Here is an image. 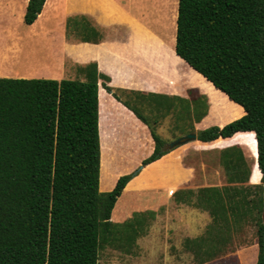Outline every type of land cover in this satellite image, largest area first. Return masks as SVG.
I'll use <instances>...</instances> for the list:
<instances>
[{
  "label": "trees",
  "instance_id": "1",
  "mask_svg": "<svg viewBox=\"0 0 264 264\" xmlns=\"http://www.w3.org/2000/svg\"><path fill=\"white\" fill-rule=\"evenodd\" d=\"M44 3L28 0L25 25L35 22ZM64 30L65 37L83 43L102 39L84 16L67 17ZM174 52L243 113L225 126L196 132V140L253 134L261 181L256 187L214 190L205 236L186 239L185 248L198 264L217 260L249 220L256 226L254 264H264V0H178ZM79 70L83 80L0 78V264H98L104 245L121 238L131 245L143 223L111 220L117 199L136 173L120 176L108 192L99 191L98 82L148 126L154 150L142 167L167 153L161 151L164 142L136 105L113 91L94 62ZM126 94L138 104L154 99V108L181 101L140 91ZM191 104L199 122L207 114L205 96L192 98ZM226 151L227 182L245 184L250 171L241 150Z\"/></svg>",
  "mask_w": 264,
  "mask_h": 264
},
{
  "label": "rangeland",
  "instance_id": "2",
  "mask_svg": "<svg viewBox=\"0 0 264 264\" xmlns=\"http://www.w3.org/2000/svg\"><path fill=\"white\" fill-rule=\"evenodd\" d=\"M115 1H118L123 8L132 10L134 15L125 13L128 18H122L113 24V29L105 30L101 27L100 33L105 39L112 40L116 44L109 48V51L105 50L104 53L103 51L100 53V56L105 60H102L98 53V60L110 72L109 67H122L121 70L124 71H122L121 77L115 71L111 72L118 79L115 81L117 82L116 87L118 85L122 87L130 85L138 89L147 88L149 93L181 99V101H173L170 106L157 105V108H154V99H152L153 102L138 104L132 96L126 94L129 91L122 89L121 91H125L124 94L119 92V89L112 87L113 91L120 94L122 99L136 105L149 126L155 129V133L164 142V145L186 134H196V132L211 126H225L241 116L242 111L238 106L231 103L221 92L212 89L188 65L177 59L172 41L178 0H143L142 12L136 11L138 6L136 0H133V5L129 4L130 0ZM24 2L25 0H14L12 3L9 0H0V24L6 25L5 29L0 31L4 33V35L1 34L3 38L0 39V42L7 43L10 53L5 55L15 62L12 68L17 75H13L12 78L23 75L26 76L23 77L24 79L83 80V75L79 69L97 56L91 57L93 50H95L94 46L79 44L75 38L65 37V20L73 15L70 0H47L48 13L45 12V14L47 13L45 16H39L32 25H25L22 18L19 21V13ZM131 16H134V20L130 19ZM89 19L88 21H90ZM102 49H106V46H102ZM89 55L90 57H88ZM86 57L88 58L86 59ZM123 65L133 68L134 72L124 69ZM171 67L175 69V73H172L175 74L176 80L167 73ZM105 92L107 93L106 90ZM107 95L102 90L100 91L99 128L103 138V165L100 179L102 191L109 185V180L117 173L119 174V171L122 172L125 169L122 166L126 162L131 166L138 164L129 171V173H136L132 178L131 186L137 182L147 181L164 171V168L156 167L153 164L145 167L139 164L153 152L154 141L151 135L148 140L144 137L138 139L137 134L139 135V132L136 133L137 120L145 125L148 131L149 128L130 110L134 115L133 117L137 119L136 121L128 116L124 122H120V118L117 117L116 122L119 123L120 129L124 130V135L129 138L127 146H129L132 156L126 158L121 149L123 148L121 140L116 144V140H111V137L105 135L109 127L105 107L110 106L108 101H111V96ZM200 95L205 96L207 114L199 122H196L195 111L191 108V99ZM121 125H125V127L122 128ZM192 129L194 132H190ZM141 139L144 140L140 141ZM186 145H189L188 149L191 148L197 154H188L187 156L184 154V161L195 166L198 159L196 168L199 172H195V174L199 177L196 179L195 175V180H191L192 188L196 189L198 186L207 184L202 182L200 177L204 169L201 163L218 168L221 177L226 179L223 151L235 152L238 148L241 150L250 171L249 183H253L255 187L261 184L256 171V143L253 134L238 133L232 138L219 139L207 144L193 140L176 146L170 151ZM213 183L217 184V182ZM253 190V188H249V192ZM254 191L258 195L260 194L258 189ZM142 198L146 200L141 202L140 199L135 201L122 197L116 203L111 217L113 223L122 224L134 219H142L143 223L138 227L136 239L131 245H128L122 238L112 244L104 245L99 250L98 264H198L193 259L192 253L183 248L182 243L185 237L202 234L209 220L205 218L198 220L196 217H192V214L189 217L187 212H184L186 216H178L177 210L171 206L170 200L167 201V198L164 202L154 206L155 210H153L150 208L149 197L144 196ZM251 240H256L255 225H250L244 234L236 237V246L242 244L237 248H245ZM232 248L233 244L229 251L234 254L235 249ZM231 252L223 255L215 264H247L250 259L248 251L235 254V259L232 256L229 257Z\"/></svg>",
  "mask_w": 264,
  "mask_h": 264
},
{
  "label": "crops",
  "instance_id": "3",
  "mask_svg": "<svg viewBox=\"0 0 264 264\" xmlns=\"http://www.w3.org/2000/svg\"><path fill=\"white\" fill-rule=\"evenodd\" d=\"M9 2L12 3V2H14V0H9ZM27 2H28V0H25L23 8L21 9V11L19 13V21L21 20V18L23 21L24 13L22 14V12H23V10L25 12L24 8H26L25 5H27ZM142 2H143V0H136V3L138 5L136 8V11L142 12V10H143L142 9ZM123 3H122V5H123ZM129 4L133 5V0H130ZM46 6H47V0H45V3H44L43 8L41 10V13L38 15L37 19L39 18V16H45L48 13ZM70 7H71L72 14H73L72 16H84L87 19L90 18L89 19L90 21L92 19L93 22L92 21L91 22H92L93 26L98 27L99 31H100L101 27L105 28V30L113 29V24H116V22H118L122 18H125V17L128 18L125 15V13H130V14L134 15L132 10H129L127 8H123V6H120V3L118 1H115V0H70ZM9 10H11V8H9ZM45 12H47V13L45 14ZM133 17L131 16L130 19L134 20ZM5 26H6L5 24H0V31L4 30ZM175 33H176V24H175V32H174L172 45L175 44ZM1 34L4 35V33L0 32V39L2 40L3 37L1 36ZM79 44H88L89 46L95 47V50H93L91 57L97 56V58L95 57L92 61H88L85 65L94 62L97 66L98 72L109 77V79H110L109 86L111 88L115 87L119 90L123 89V90H127V91L140 90V92L149 93V89H147V88L146 89H142V88L138 89L137 87L130 86V85H127L124 87L118 85L116 87L115 85H117L116 84L117 82H115V81H117L118 79H116L115 76L113 74H111V72L115 71V73L118 74L119 77H121L122 71H124V70H121L122 67L121 68L109 67L111 72L107 71L105 69L106 66H104L98 60L97 54L99 53V57L102 58L100 56V53H102V51L104 53L105 50L109 51V48L113 47L116 44V42H113L112 40L108 41L102 35V39L97 44L83 43L80 41H79ZM104 45L106 46V49L103 50L102 46H104ZM6 53H10V49L7 47V43L6 42L5 43L0 42V58H1L0 63H2V64H3V62H2L3 56ZM88 57H90V55ZM88 57H86V59ZM103 59L104 58H102V60ZM2 64H0V78H12L13 75H17L13 71L12 66H7V65L5 66ZM85 65H83V67ZM123 68L128 69V71H130V72H134L133 68L125 67V65H123ZM172 72L175 73V69L171 67L168 69L167 73L172 76V79L176 80L174 78L175 74H173ZM15 77L23 78L26 76L21 75V76H15ZM122 81H123V79H122ZM154 89H156V88H154ZM174 89H177V88H174ZM101 90L107 95V93L105 92L104 88L102 87V85L99 81L98 82V133H99V142H100V174H99L100 187H99V191L105 192V191H110L113 189V187L116 184L118 177H120L122 174H125V175H126V173L129 174V171L131 169H133L134 166H136L138 164L131 166L130 164H128V162H126L125 165L122 166V167H125V169L122 172L119 171V174L117 173L111 180H109V183H108L109 185L105 189H103L104 191L101 190L100 179L102 177L101 172H102V165H103V138H102V135L100 133V128H99V95H100ZM158 92H164V91H158ZM156 93H157V90H156ZM108 95H109V97L111 96L110 97L111 101H108L110 106L108 105V107L107 106L105 107L106 108L105 109V115L107 116L106 120L109 122V127L107 129V133L105 132L106 133L105 135L109 136V138L111 137L112 138L111 140H113V139H114V141L116 140L115 141L116 144L118 143V141L121 140V142L123 143V145H122L123 148H121V149L124 151V155L126 156V158L127 157L130 158L132 156V152H130V148H129V146H127L129 138L124 135V133H123L124 130L120 129V125L118 122H116V120L118 117V118H120V122H124L128 118V116H131V118L135 121L137 119L135 117H133L134 115L129 111V109L124 107L123 104L118 102L111 94L108 93ZM121 127L123 128V127H125V125H121ZM137 131L139 132V135L137 134L138 139H139V137L140 138L144 137L146 140L150 139V134H149L147 127L145 125H143L141 122H139L138 120H137L136 133H137ZM243 133H245V132H243ZM236 134H238V133H236ZM219 139H221V138H219ZM219 139H217V140H219ZM227 139H229V138H227ZM143 140L144 139H141L140 141H143ZM215 141H213V142H215ZM195 142H197V141H195ZM200 143H203V142H200ZM208 143H212V142H208ZM195 144H197V143H195ZM203 144H207V143H203ZM188 146L189 145H186L185 147H182L180 149H177L174 151H169L168 153H166L164 156H162L157 161L152 162L151 165L153 164V165H156V167L164 168V171L161 174H157L156 176H153L152 178L148 179L147 181L137 182L136 184H134L132 186L130 185L131 181H132V179H131L126 184V186L124 187L120 197L117 199V202H116V203H118V201L122 197H125L126 199H129V200L130 199L135 200V201H137V199H140L142 202V201L146 200L142 197L148 196L150 199V203H149L150 208L155 210L154 206H156L159 203L164 202L165 198H167V201L170 200L169 203L171 204V206L177 210L178 216L179 215L186 216V214H184V212H187L189 217L192 214V217H196V219H198V220H200L202 218L209 220V222L205 226L202 234L194 236V237H185L184 238V242L182 243V246L186 251H189V250H187L185 248V240L186 239H195L198 237L205 236L207 227L209 226V224L212 221L211 217H213V212L211 213V211H210V209H212V208H211V203L209 202V199L212 198L211 200H213L216 198L215 196H217V195H216L214 190H221L224 187H234V186H236V187L237 186H244L245 187V186H253L254 185L253 183H251V184L249 183L250 176L248 178V182H246L245 184L228 183L227 178L225 179V178L221 177L220 170L218 168L213 167L209 164L201 163V166L204 169L202 170L200 177H201L202 182L207 183V184H205L204 186H198L196 189L192 188L191 187V180H195V175H196V179L199 177L197 174H195V172H199L196 168L197 167L196 165L198 163V159L195 162V164H196L195 166L191 165L190 162L188 163V162L184 161V159H183L184 154H186V156L188 154H192V155L197 154L195 151L191 150V148L188 149ZM139 164H141V163H139ZM135 182H136V180H135ZM213 182H217V184L213 183ZM206 189H207V191L203 192V190H206ZM191 208L193 210L192 212H191ZM112 216H113V212L111 213V217ZM250 225H254V224H252V222L249 220H245L242 222L241 229L239 230V232L234 234L232 237L233 238V248L232 249H235L233 251L234 254H232L231 251H227V253L231 252V254H229V257L232 256L235 259L236 258L235 254L248 251L250 253V259L248 260L247 264H254L255 259H256V252H257L256 240H251V242L249 244L246 243V244H248V246H246L245 248H241V247L237 248L238 246H240L242 244H239L236 246V237L238 238L240 235L244 234L246 228H250ZM237 250H239V251H237ZM222 257L223 256H221L220 258H222ZM220 258H218L217 260H214L212 262H208V263H204V264H215L216 262H219L218 260H220Z\"/></svg>",
  "mask_w": 264,
  "mask_h": 264
},
{
  "label": "water",
  "instance_id": "4",
  "mask_svg": "<svg viewBox=\"0 0 264 264\" xmlns=\"http://www.w3.org/2000/svg\"><path fill=\"white\" fill-rule=\"evenodd\" d=\"M193 140H196V134L195 133H189V134H186L166 145H163L162 148H161V151H170L172 150L173 148H175L176 146H179V145H182L186 142H189V141H193ZM263 186V194H262V197H263V211H262V224L264 226V183L262 184ZM262 242H263V257H264V236H263V239H262Z\"/></svg>",
  "mask_w": 264,
  "mask_h": 264
},
{
  "label": "bare ground",
  "instance_id": "5",
  "mask_svg": "<svg viewBox=\"0 0 264 264\" xmlns=\"http://www.w3.org/2000/svg\"><path fill=\"white\" fill-rule=\"evenodd\" d=\"M2 51V50H1ZM1 59V58H0ZM3 64L2 63H0V64H2V65H7V66H14V64H15V62L14 61H12V60H10L8 57H7V55H4L3 56ZM4 67V66H3ZM8 68V67H7ZM10 68V67H9ZM5 70V69H4ZM2 71V70H1Z\"/></svg>",
  "mask_w": 264,
  "mask_h": 264
}]
</instances>
